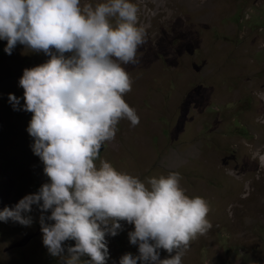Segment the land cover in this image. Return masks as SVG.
<instances>
[{"label":"rangeland","instance_id":"1","mask_svg":"<svg viewBox=\"0 0 264 264\" xmlns=\"http://www.w3.org/2000/svg\"><path fill=\"white\" fill-rule=\"evenodd\" d=\"M131 2L147 39L138 63L124 65L133 79L124 99L139 124L120 121L100 158L145 182L178 172L185 194L207 201L212 227L191 241L182 264H264V0ZM6 44L0 40V210L48 180L31 148L19 79L49 57L19 44L9 55ZM30 215V227L0 222V264H63L43 245L35 206ZM132 230L122 222L106 237L107 264L139 255Z\"/></svg>","mask_w":264,"mask_h":264},{"label":"clouds","instance_id":"2","mask_svg":"<svg viewBox=\"0 0 264 264\" xmlns=\"http://www.w3.org/2000/svg\"><path fill=\"white\" fill-rule=\"evenodd\" d=\"M137 19L131 0H0L4 51L11 55L19 44L49 57L19 79L22 110L32 113L31 148L48 180L0 210V222L30 227L35 206L43 245L63 264H107L106 237L122 222L133 226L128 237L139 255L126 253L119 264H182L191 241L212 227L207 201L186 195L178 172L145 182L100 158L120 121L139 124L124 99L133 84L124 65L138 63L147 42ZM9 103L21 110L15 95ZM161 249L168 258H160Z\"/></svg>","mask_w":264,"mask_h":264},{"label":"bare ground","instance_id":"3","mask_svg":"<svg viewBox=\"0 0 264 264\" xmlns=\"http://www.w3.org/2000/svg\"><path fill=\"white\" fill-rule=\"evenodd\" d=\"M261 160L263 161V163H264V155H262V158H261Z\"/></svg>","mask_w":264,"mask_h":264}]
</instances>
